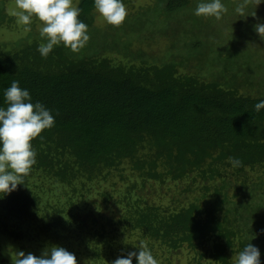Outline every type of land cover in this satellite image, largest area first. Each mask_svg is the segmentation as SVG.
<instances>
[{
	"label": "trees",
	"instance_id": "1",
	"mask_svg": "<svg viewBox=\"0 0 264 264\" xmlns=\"http://www.w3.org/2000/svg\"><path fill=\"white\" fill-rule=\"evenodd\" d=\"M159 2L168 15L189 5L188 0ZM77 6L88 34L94 0H79ZM2 11L1 7L0 23ZM39 44L24 39L11 50L0 45V107L5 106L4 90L16 80L32 102H41L55 119L53 127L31 141L36 163L24 176V185L0 199V237L23 243L25 237L9 223H32L36 240L65 246V239L76 234L92 257L101 258L107 250L113 254L116 237L107 241L104 234L112 220L99 226L93 219L95 227L86 228V216L68 213L63 218L61 211L40 210L41 197L27 187L39 174L70 188L72 197L83 198L87 184L103 182L107 171L130 162L131 170L146 180L180 181L195 174L215 189L214 199L203 207L179 210L127 198L119 221L124 230L140 232L168 254L185 248L198 259L196 264H235L236 254L251 243L264 264V193L256 198L260 206L239 217L225 194L228 178L238 185L236 177L244 179L248 171L264 176V109L254 108L264 96L240 95L229 83L225 88L179 76L172 62L160 67L117 66L96 55L77 57L62 44L43 58ZM229 157L238 158L241 165L232 167ZM240 184L242 190L248 188Z\"/></svg>",
	"mask_w": 264,
	"mask_h": 264
},
{
	"label": "rangeland",
	"instance_id": "2",
	"mask_svg": "<svg viewBox=\"0 0 264 264\" xmlns=\"http://www.w3.org/2000/svg\"><path fill=\"white\" fill-rule=\"evenodd\" d=\"M188 1L187 8L168 15L159 0H123L128 14L119 26L107 24L94 11L89 40L80 48L81 51L74 52L75 56L82 58L96 55L110 60L112 65L133 68L160 67L172 62L179 76L216 82L225 88H228L229 83L234 85L233 88L240 95L264 96V40L254 30L255 25L264 23V2L222 0L226 11L217 20L214 17L195 16L193 13L200 0ZM78 2L73 0V4L78 5ZM242 3L246 5L245 15H237L234 10ZM1 7L4 19L0 23V45L3 49L17 48V44L24 39L26 42H43L39 34L41 22L38 19L34 18L28 26L30 31H25L26 26L18 24L12 15L15 0H0ZM91 43L94 45L90 46ZM95 45H99L98 48ZM131 169L130 162H126L107 171V174L105 172L103 176L107 177L103 182L87 184L84 191L88 188V193L83 198L79 195L72 197L70 188L55 184L52 180H43L39 174H34L30 179L27 190L41 197L40 210L61 211L63 218H67L68 213L86 216V228L93 226V219H96V225L99 226L112 220L105 227L104 234L107 241L116 237L117 246L113 254L110 253L112 250H107L101 258L92 257L76 234L65 239V246L55 244L73 253L77 264H111L115 259L126 256L129 251H138L136 246L140 242L149 249L154 245L140 232L124 230V224H120L127 198L131 203L149 202L172 210L192 205L203 207L214 199V186L205 185L195 174L180 181L168 179L157 182L143 179ZM246 175L244 179L236 177L238 185L234 179L228 178L230 185L225 189L226 202L235 208L238 217L243 216V211L260 206L256 198L264 193V176L255 171H248ZM240 183L248 185V188L242 190ZM205 187L208 189L204 190ZM228 208L225 204L224 210ZM261 208V215H264V206ZM254 223L255 220L251 221V224ZM9 224L16 227L25 240L20 243L0 237V264H12V252L23 251L25 254L39 256L46 248L53 246L52 240H36L34 224L16 221ZM234 225L239 228L237 224ZM84 237H89L86 232ZM153 248L155 251L151 252L153 256L156 255L154 258L158 264H196L198 261L196 257L193 260L194 254L185 248L176 254H168L155 245ZM200 263L210 264L207 260Z\"/></svg>",
	"mask_w": 264,
	"mask_h": 264
},
{
	"label": "clouds",
	"instance_id": "3",
	"mask_svg": "<svg viewBox=\"0 0 264 264\" xmlns=\"http://www.w3.org/2000/svg\"><path fill=\"white\" fill-rule=\"evenodd\" d=\"M264 2V0H262ZM261 2V3H262ZM245 4L235 8L237 15H245ZM95 11L112 26L122 24L127 16L123 0H94ZM226 11L222 0H200L194 15L214 17L220 20ZM12 15L25 31L33 19L41 22L39 29L42 43L37 47L41 57L46 58L54 46L63 45L71 51L83 48L89 40L87 25L78 19L80 9L73 0H15ZM255 32L264 40V23L254 26ZM4 104L0 107V199L24 185L23 178L36 163V152L31 141L40 136L42 131L54 126L55 119L51 111L41 102H32L27 89L13 80L4 90ZM257 112L264 109V99L254 105ZM232 167H239L238 158L229 157ZM138 251H129L126 258H117L111 264H158L151 250L140 242ZM12 264H77L76 257L65 248L50 246L39 256L23 251L11 253ZM235 264H261L260 251L251 243L244 245L236 256Z\"/></svg>",
	"mask_w": 264,
	"mask_h": 264
}]
</instances>
